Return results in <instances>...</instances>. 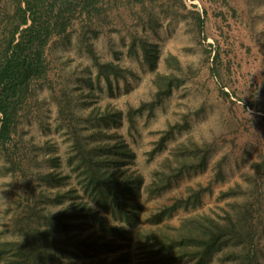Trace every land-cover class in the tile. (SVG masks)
Listing matches in <instances>:
<instances>
[{
  "label": "trees",
  "instance_id": "16d2710c",
  "mask_svg": "<svg viewBox=\"0 0 264 264\" xmlns=\"http://www.w3.org/2000/svg\"><path fill=\"white\" fill-rule=\"evenodd\" d=\"M133 2L145 6L147 0H128L127 4ZM7 7L0 12V177L2 171L22 163L19 155L25 145L18 130L19 120L33 107L34 84H46L51 94L58 88L51 77L50 44L70 41L78 24L82 30L85 27L94 32L96 24H102L107 18V7L112 8L105 0H10ZM148 24L158 26L156 22ZM203 25L198 15L199 31L203 30ZM150 29L154 26L150 25ZM83 38L84 35H80L79 42ZM89 54L96 71L93 78L88 76L86 87L93 88V84L99 85L103 80L111 91L114 83L125 81L126 74L132 73L113 61H100L91 50ZM129 54L140 56L151 71L155 72L161 62L168 70L155 74L153 98L135 107L129 106L125 111L107 103L103 112H100L101 106H97L84 117L79 112L72 113L65 91V94L52 95L57 103V115L62 122L66 121L73 139L67 164L75 173L77 186L46 196L47 201L61 205L56 213L39 207L33 195L35 187H29L26 196L21 197L27 202L22 203L14 216L20 237L0 242V260L8 264H177L182 260L190 264H261L263 257L254 247L258 238L254 221L263 211L262 200L254 195L256 193H243L237 184L221 193L230 200L218 207V211H197L185 217L173 232L168 231L165 220L179 208L202 209L203 196L210 192L209 186L199 184L188 188L186 193H177L171 197L169 205L163 204L143 219V194L161 193L176 182L183 168H194L195 163L205 168L209 157L198 158L187 148L178 156L174 154V158L164 157L163 170L157 172L158 179L147 185V193H142L144 180L132 169L136 155L117 128L125 121L129 129L135 128L138 118L153 115V111L185 83L188 72L173 54L162 57L159 45L145 36L132 35ZM207 55L211 56L210 50ZM220 59V53L215 52L210 63L216 79ZM244 113L255 118L246 110ZM77 122L81 123L77 125ZM91 126L96 128L88 132L87 138L83 131ZM100 126L107 131H97ZM170 134L171 131L157 141L152 154L164 148V139ZM56 160L51 158L54 166L58 165ZM253 170L262 173L264 160L253 165ZM67 178L68 175L53 171L39 177L38 181L51 186L64 184ZM250 182L255 183L256 179ZM238 195L242 199H236ZM134 252L139 256L137 263Z\"/></svg>",
  "mask_w": 264,
  "mask_h": 264
},
{
  "label": "rangeland",
  "instance_id": "374dc122",
  "mask_svg": "<svg viewBox=\"0 0 264 264\" xmlns=\"http://www.w3.org/2000/svg\"><path fill=\"white\" fill-rule=\"evenodd\" d=\"M105 1H109L112 8L107 7V18L102 24H96L94 32L85 27L82 30L78 24L70 41L50 44L51 77L58 88L51 94L46 84H34L33 107L19 120L18 130L25 149L19 155L22 160L19 167L2 171L0 177V242L19 239L21 233L16 230L14 216L27 202L21 197L26 196L29 187H35L33 195L39 207L56 213L61 205L47 201L46 196L77 186L75 173L67 164L73 139L66 121L62 122L57 115V103L52 95L66 92L72 113L79 112L84 117L97 106H101L100 112H103L107 103L125 111L129 106L135 107L153 98L155 74L168 70L161 62L155 72L151 71L140 56L129 54L132 35L136 34L157 43L162 57L176 56L188 72L185 83L176 88L153 115L138 118L135 128L129 129L127 121L117 128L136 155L132 169L144 180L142 193H147V185L158 179L157 172L163 170L164 157L174 158V154L178 156L186 148L198 158L209 157L205 168L196 163L194 168H183L176 182L161 193L143 194V219L163 204L169 205L171 197L177 193H186L188 188L199 184L209 186L210 192L203 196L202 209L179 208L165 220L168 231L173 232L185 217L197 211H218V207L230 200L221 193L237 184L243 193H256L254 195L262 200L263 211L254 221L258 236L254 247L260 257L262 255L260 261L264 264V171L259 174L253 170V165L264 160V0H147L145 6L127 4L128 0ZM9 3L10 0H0L1 13ZM198 15L204 22L202 31L196 26ZM154 22L158 26L148 24ZM150 25L154 29H150ZM80 35H84L82 42L78 39ZM90 50L100 61L118 63L133 75L126 74V80L114 83L111 91L103 80L99 85L93 84V88L86 87L88 76L93 78L96 71ZM215 52H219L221 58L217 79L210 69ZM244 110L255 118L247 117ZM95 128H87L83 135L89 138L88 132ZM97 131L107 130L100 126ZM169 131L164 148L152 154L157 141ZM51 158L58 159L57 166L52 164ZM53 171L68 175L66 182L50 186L38 181L39 177ZM253 179L255 183L250 182ZM236 197L242 199L241 195ZM133 255L137 263V252ZM0 264L8 263L3 259ZM177 264L190 263L182 260Z\"/></svg>",
  "mask_w": 264,
  "mask_h": 264
}]
</instances>
